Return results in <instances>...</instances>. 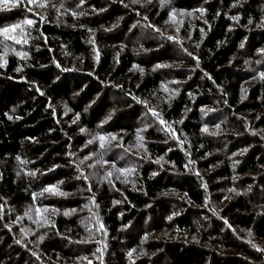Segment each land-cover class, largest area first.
<instances>
[{
	"label": "trees",
	"instance_id": "trees-1",
	"mask_svg": "<svg viewBox=\"0 0 264 264\" xmlns=\"http://www.w3.org/2000/svg\"><path fill=\"white\" fill-rule=\"evenodd\" d=\"M133 1L77 0L73 13L87 12L79 26L72 15L52 17L26 45L31 59L0 64V264L92 255L77 214L59 212L31 258L12 233L35 191L61 180L71 195L51 207L79 211L93 199L101 208L112 248L96 264H264V78L243 97L256 77L248 65L263 62L264 74V0H171L189 13L175 18ZM11 10L0 12L4 25L23 9ZM139 32H147L141 41ZM143 114L156 124L145 131L135 182L129 170L114 172L111 185L78 180L76 157L94 152L82 129L126 133L131 147Z\"/></svg>",
	"mask_w": 264,
	"mask_h": 264
},
{
	"label": "rangeland",
	"instance_id": "rangeland-1",
	"mask_svg": "<svg viewBox=\"0 0 264 264\" xmlns=\"http://www.w3.org/2000/svg\"><path fill=\"white\" fill-rule=\"evenodd\" d=\"M72 1L73 0H32V3H29V0H20V2L16 4V6H13L12 0H9L8 3L0 4V12H5V11L7 12L10 11L11 9L13 10V8L15 9V7L23 9L22 11H18L20 17L14 20L13 22H11L9 25L8 24L4 25V23L7 22L3 21V19H0V29L3 28L11 29L12 26L19 25V27H17L15 30L8 32L7 36L15 37L20 41L19 43H16L14 39L11 38L6 39L4 35H0L1 67L4 68L6 67V65L9 62L8 57L10 55H16L17 60L21 62L22 65H24L23 62H26L29 59H31L26 45L31 44L36 40H38V38L40 37L38 27L41 26L42 22L50 20L52 17L56 18L57 19L56 21H59L61 19H67V17L72 15L73 19L71 22L73 24L76 23V25L79 26L81 22H79L80 19L78 20V17L87 14V12L84 7V9L77 12L80 15L73 13L72 10L82 8L83 3L77 2V0L73 2ZM170 1L171 0H164V2L162 3L161 0H134L132 3H128V4L134 6L135 10L144 9L146 5H148L149 6L148 8L150 9H152L154 6H158L161 9L171 8L170 15L172 16V18H175V16L183 17L189 14V13L179 12L178 10H172V8H174V5L173 3H170ZM122 5L125 6L124 3H122ZM89 13L90 11L88 12V14ZM198 14H200V17L202 18L203 13L201 11H194L190 13L191 17L194 15L197 16ZM27 20H32L34 23L32 25H29L26 23ZM174 21L176 22L177 19H174ZM139 33H140V41H141V39H143V37L147 34V32L144 33L139 32ZM141 35L143 37H141ZM168 37L170 38L171 36L168 35ZM124 49H125L124 46L117 48L118 51H122ZM261 55L262 58H264V50ZM244 59H246V63L252 64L251 58L245 57ZM262 63L259 64L258 66L259 69H256V67H251V65H248L247 67L249 69L248 72H250L251 70L253 76L256 77L245 83L244 94H243L244 98L245 97L247 98V94L249 93V90L253 88L254 85L260 79H262L261 72L263 71V69L260 67ZM135 68L134 71L137 70V68L136 69ZM23 70H24L23 67H21L18 70L19 80H23L24 77ZM180 90L181 89L179 88V91ZM171 91L172 90L168 89L167 92H171ZM166 94L170 95V93H166ZM66 110L69 111L68 108H66ZM159 117L160 119L164 120V117L161 114H159ZM141 118H142V125L145 124V126L140 127L138 129V132L135 134V139L133 141L134 145L131 147L126 146L124 144L126 137L128 136L125 135L126 133H115L109 130H104L105 133L97 134L96 131H93L91 133V132H87L86 129L84 130L82 129V133H87L88 138H90L89 141H92L90 145H89V141H87V144L89 145L88 146L89 148L86 147L87 153L91 151L90 146L94 147L92 148L94 152L89 153L88 155H84L83 157H78V156L76 157L77 162L74 164V166H75V171L79 172L78 180L81 178L89 185L90 188L93 187L94 181L100 178L105 179L106 181L104 182L111 185L114 184L112 183V178L115 177V173L119 175H124L129 170L130 181L134 183L135 175L132 173V171L135 167H137L138 162L136 161V159L142 157V155L147 154L149 149L148 144L150 140H148L145 131L149 130L150 127L154 128L156 124L155 121H158V123L161 124L160 119L158 118L155 121L153 120V122H151L149 119V115L146 114H143ZM243 120L248 123L251 122V120L247 117H245ZM74 121H76V119H74ZM148 121H150V123H147ZM108 123L105 122L102 124V126H105ZM101 136L104 137L103 141L99 139ZM112 137H115V139H112ZM101 143L104 144L103 148H101L100 146ZM103 166L105 167V175H101L98 172L99 168ZM30 173L31 172H27L26 169H22L21 171V174L26 175V178L29 179L31 178V176L36 177L37 174H39L38 172H32V174L30 175ZM64 187H65L64 180L58 181L52 185L44 186V188L39 187L41 189L35 191L34 194V200H35L34 203L31 206H27L24 209L22 208L21 210H19V212L22 211V213L19 214L18 217H16V220L12 222L13 225H16V229L13 230L12 233L15 234V236L18 238V242L26 250V251L23 250V253H27L28 257L31 258L30 254H36L37 252L35 249L37 243L42 240L45 234H51L53 227L56 228L55 226H53V220L55 219V216L59 214V212H62L64 216L77 214V216L79 217L78 220V225L80 227L79 231L81 232L83 237L89 241V244L93 247V252L92 255L90 256H82L79 262L76 263L86 264L87 261L88 263H92V261H94V264H96L100 262H105L106 260L104 257L105 255H109V249L112 248L111 246L112 240L106 226L103 224L102 220L100 219V214H101L99 210L101 209L100 206L97 205L95 200L88 199L86 200L85 204L82 206V208L79 211L76 210L72 211L69 209L65 211H61L58 208L51 207L50 206L51 200H60L63 198H67L71 195V193L66 192ZM45 189H53L54 191L64 193V195L53 194L52 192L45 191ZM79 202L82 203V201L80 200ZM147 238L152 239L154 237L149 236ZM262 247L264 248V246ZM133 254L134 253L132 252L131 256ZM35 256L38 257L39 255H35ZM61 264H63V262H61Z\"/></svg>",
	"mask_w": 264,
	"mask_h": 264
},
{
	"label": "snow or ice",
	"instance_id": "snow-or-ice-1",
	"mask_svg": "<svg viewBox=\"0 0 264 264\" xmlns=\"http://www.w3.org/2000/svg\"><path fill=\"white\" fill-rule=\"evenodd\" d=\"M8 2H9V0H0V4L8 3ZM19 2H20V0H12L13 6H16V4H18ZM161 2L163 3L164 0H161ZM29 3H32V0H29ZM41 6H43V5H41ZM29 11H30V9H29ZM42 19H43V18H42ZM26 23L29 24V25H32L34 22H33L32 20H27ZM17 27H19V25H14V26H12L11 29H9V28H3V29H0V35H4L6 39H9V38L14 39L16 43H19L20 41H19L18 39H16L15 37H8V36H7V33H8V32L15 30ZM170 39H171V37H170ZM25 55H26V54H25ZM262 78H264V74H262ZM167 90H168V89L165 87V91H167ZM153 115H154V116H157V118L160 119L158 113L153 112ZM160 123H161V124H164V123H166V122H165L163 119H160ZM205 131H207V129H205ZM99 139H100L101 141H103V140H104V137L101 136ZM112 139H115V137H112ZM91 142H92V141H89V143H91ZM100 146H101V148H103V147H104V144L101 143ZM109 175H110V173H109ZM45 191L52 192L53 194L64 195V193H62V192H58V191H54L53 189H45ZM253 247H256V246L253 245ZM257 250H258V251H264V250H262V249H257ZM129 255H131V253H129Z\"/></svg>",
	"mask_w": 264,
	"mask_h": 264
}]
</instances>
